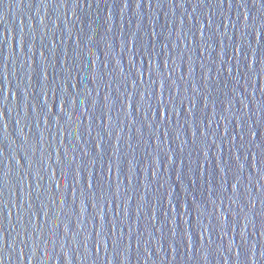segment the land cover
<instances>
[{
    "label": "water",
    "instance_id": "water-1",
    "mask_svg": "<svg viewBox=\"0 0 264 264\" xmlns=\"http://www.w3.org/2000/svg\"><path fill=\"white\" fill-rule=\"evenodd\" d=\"M0 260L264 264V0H0Z\"/></svg>",
    "mask_w": 264,
    "mask_h": 264
},
{
    "label": "snow or ice",
    "instance_id": "snow-or-ice-1",
    "mask_svg": "<svg viewBox=\"0 0 264 264\" xmlns=\"http://www.w3.org/2000/svg\"><path fill=\"white\" fill-rule=\"evenodd\" d=\"M163 110V113L165 114V109L161 108L160 111ZM0 264H3V260H0Z\"/></svg>",
    "mask_w": 264,
    "mask_h": 264
}]
</instances>
